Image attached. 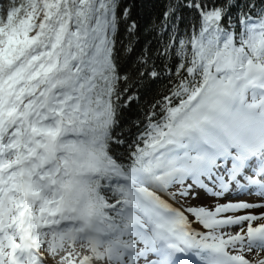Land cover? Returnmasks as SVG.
<instances>
[{"label": "snow or ice", "instance_id": "snow-or-ice-1", "mask_svg": "<svg viewBox=\"0 0 264 264\" xmlns=\"http://www.w3.org/2000/svg\"><path fill=\"white\" fill-rule=\"evenodd\" d=\"M138 7L0 2V264H264V0Z\"/></svg>", "mask_w": 264, "mask_h": 264}, {"label": "trees", "instance_id": "trees-1", "mask_svg": "<svg viewBox=\"0 0 264 264\" xmlns=\"http://www.w3.org/2000/svg\"><path fill=\"white\" fill-rule=\"evenodd\" d=\"M2 2V0H0ZM162 0H135V3L139 6L137 11L139 12L140 18L147 22L154 20L156 15L160 11V4ZM153 45H155L156 37H150Z\"/></svg>", "mask_w": 264, "mask_h": 264}, {"label": "bare ground", "instance_id": "bare-ground-1", "mask_svg": "<svg viewBox=\"0 0 264 264\" xmlns=\"http://www.w3.org/2000/svg\"><path fill=\"white\" fill-rule=\"evenodd\" d=\"M237 191H239L238 189H233V191L231 193L228 194V200L231 201V202H237L239 200H245V201H248V202H254V203H262L264 201H261L259 199V197L257 196H253V197H233V195H237ZM211 202V198L209 200H206L205 203H210ZM220 202H225L223 199L220 201ZM262 210L261 209H253L251 210L252 214H256V215H259L260 212ZM243 213V212H242ZM259 223H261V221H259ZM254 226V224H253Z\"/></svg>", "mask_w": 264, "mask_h": 264}, {"label": "rangeland", "instance_id": "rangeland-1", "mask_svg": "<svg viewBox=\"0 0 264 264\" xmlns=\"http://www.w3.org/2000/svg\"><path fill=\"white\" fill-rule=\"evenodd\" d=\"M231 231L235 232V229H232Z\"/></svg>", "mask_w": 264, "mask_h": 264}]
</instances>
